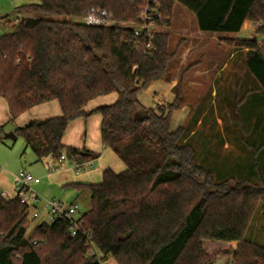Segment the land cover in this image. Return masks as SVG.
<instances>
[{
	"label": "trees",
	"instance_id": "16d2710c",
	"mask_svg": "<svg viewBox=\"0 0 264 264\" xmlns=\"http://www.w3.org/2000/svg\"><path fill=\"white\" fill-rule=\"evenodd\" d=\"M177 4L203 33L238 34L252 22L264 35V0H38L19 8L43 18L18 19L0 37V98L11 122L52 101L62 116L33 121L16 136L37 162L57 164L65 156L84 165L99 154L63 140L72 122L99 114L103 145L125 170H107L100 184L78 186L90 193L91 206L76 238L66 221L40 224L28 237L29 207L0 192V264H103L109 257L118 264H217L225 257L264 264V248L247 239L264 205V176L257 172L258 184L215 182L196 162L188 126L172 128L182 92L168 108L147 109L140 101L142 91L177 67L181 49L171 48L169 33L157 32L149 50L145 37L138 42L122 24L137 23L152 6L162 15L160 27H170ZM93 9L106 10L121 25H83L79 19ZM238 46L249 50L247 71L264 93V43L241 40ZM112 94L118 95L114 104L87 110ZM251 102L260 104L255 96Z\"/></svg>",
	"mask_w": 264,
	"mask_h": 264
},
{
	"label": "rangeland",
	"instance_id": "374dc122",
	"mask_svg": "<svg viewBox=\"0 0 264 264\" xmlns=\"http://www.w3.org/2000/svg\"><path fill=\"white\" fill-rule=\"evenodd\" d=\"M34 3L38 0H0V37L11 33L12 25L18 19L43 18L19 11L20 7ZM260 28V25L248 22L238 34L203 33L193 16L178 7L170 27L153 29L169 33L171 48L180 46L181 54L177 67L168 78L142 91L140 101L147 109L168 108L177 93L182 92V107L172 114V128L176 130L188 126L196 162L213 172L215 182L258 184L257 172L264 176V93H258V84L247 71L249 50L238 46L241 40H256L261 46L264 35L258 33ZM254 96L260 104L251 102ZM117 99V94L99 98L90 103L88 111L112 105ZM99 119V114L79 119L68 132L65 143L69 147L83 146L87 129L93 135L98 132L101 125ZM14 127L17 124L10 122L7 102L0 98V192L16 197L15 176L20 170H25L42 180L41 184L31 186L32 192L39 196L36 207L40 213L44 214L45 204L49 201L71 204L67 200L69 190L56 179L58 173H63L65 179L76 175L75 169L66 170L71 168V161L67 160L64 166L55 164L50 158L43 163L37 162L23 138L6 139L9 129ZM90 135L87 141L95 150L99 144L96 136ZM50 168H58L52 177ZM74 203L80 206L82 215L87 213L91 206L90 193L83 192L78 202ZM33 212L34 209L27 223L28 237L42 223V220H33ZM247 239L264 248V205L253 221ZM103 264L118 262L109 257ZM217 264L235 263L225 257L218 259Z\"/></svg>",
	"mask_w": 264,
	"mask_h": 264
},
{
	"label": "built area",
	"instance_id": "2783aa9c",
	"mask_svg": "<svg viewBox=\"0 0 264 264\" xmlns=\"http://www.w3.org/2000/svg\"><path fill=\"white\" fill-rule=\"evenodd\" d=\"M79 21L87 27L96 28H109L121 25L114 20L112 14L101 9H93L88 16L79 19ZM162 23V15L158 12V9L148 6L140 15L137 23L122 24V26L132 28L134 30L135 40L138 42H140L142 37H145L147 39L146 48L152 50V41L157 33L153 29L160 27V25H163ZM65 161L66 157L62 156L58 164L62 165ZM81 167L82 165H77V170L80 171ZM53 171L54 169H50L49 172L52 173ZM41 182V178H36L25 170L19 171L15 177L16 197L24 205L29 207V216L31 215L32 209H34L32 215L33 220H42L41 224L47 225H54L58 222L66 221L68 223V233L72 238H76L83 228L84 214H81L80 206L77 203L68 205L63 202L49 201L45 204L44 214L40 213L36 207L39 196L32 192L31 186L39 185ZM95 255V249L91 248L88 256L93 257Z\"/></svg>",
	"mask_w": 264,
	"mask_h": 264
},
{
	"label": "crops",
	"instance_id": "0c3cea01",
	"mask_svg": "<svg viewBox=\"0 0 264 264\" xmlns=\"http://www.w3.org/2000/svg\"><path fill=\"white\" fill-rule=\"evenodd\" d=\"M178 7L184 9L182 6H180L178 4L175 6V9ZM193 18H194V16H193ZM197 27H198V25H197ZM88 109L89 108L87 107V110ZM61 116H62V109H61L60 104L57 101H52V102L34 107L33 109H31L28 112L21 115L17 120L12 122V123H16L17 127L16 128L14 127V129L13 128L9 129L10 130L9 132L15 133V131L18 128H23L33 121H44V120L57 118V117H61ZM78 121H79V119L72 122L68 131L65 134L63 143L66 147H69L65 143L67 134L70 131V129L75 127V125ZM86 121H88V120H86ZM101 122H102V118L100 120V123ZM90 134L93 135V133H91L90 130L87 129V134L85 135L86 140L84 141L83 146H75V147H71V148H76L79 150H84L87 152L99 154V158L93 162L85 163L84 165H82L80 171L77 170V165L71 162V164H72L71 168H67L66 170H69V171H72V169L76 170L77 173H76V175H73L72 178L65 179L63 177V175H64L63 173L56 174V175H58L56 177L58 183L60 185H62L63 187H66V190L67 189L69 190L67 200H70L71 204L74 202H78L81 194H83V192H85L84 190H80L78 188V186H89V185L100 184L103 180V174L107 170H112L115 173H121L125 170V165L121 164L122 161L118 158V156L112 150L106 148L103 145L102 138H101V125H100V128L98 129V132L94 134L96 136L97 142L99 144V147H97V149H95V150L93 149V147L91 145L89 146L88 141H87L88 136H91ZM80 145H82V144H80ZM65 162L62 164L63 166L65 165ZM86 168H87V170L85 171ZM50 169H53V168H50ZM57 171H58V169L54 170L52 173L49 172L51 177ZM15 175L16 174H14V176ZM15 191H16V189H15ZM2 194H4V197L5 198L7 197L9 200L15 198V197H9L5 192H3Z\"/></svg>",
	"mask_w": 264,
	"mask_h": 264
},
{
	"label": "water",
	"instance_id": "95a60500",
	"mask_svg": "<svg viewBox=\"0 0 264 264\" xmlns=\"http://www.w3.org/2000/svg\"><path fill=\"white\" fill-rule=\"evenodd\" d=\"M6 139H12V140H15L17 139V136L14 132H10L6 135Z\"/></svg>",
	"mask_w": 264,
	"mask_h": 264
}]
</instances>
